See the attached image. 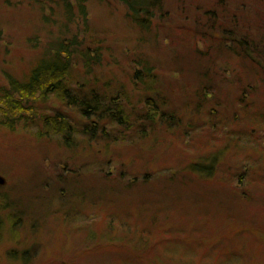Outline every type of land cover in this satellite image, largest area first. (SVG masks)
Returning <instances> with one entry per match:
<instances>
[{
    "label": "rangeland",
    "instance_id": "rangeland-1",
    "mask_svg": "<svg viewBox=\"0 0 264 264\" xmlns=\"http://www.w3.org/2000/svg\"><path fill=\"white\" fill-rule=\"evenodd\" d=\"M166 1L173 12L176 0ZM87 6V23L79 20L73 31L83 33L91 50L101 46L104 62L93 76L78 67L73 77L88 81V90L107 87L117 93L124 87L136 106L146 93L130 82L131 60L142 55L157 64L162 97L169 104L165 112L176 113L178 121L183 118L182 126L158 116L152 131L141 127V132L139 126L147 122L140 120L136 131L121 132L129 136L127 142L106 146L79 136L70 146L57 136L40 135V127L9 131L0 125V264H264V121L258 120L264 116V93L247 98L248 110L238 106L240 92L229 88L234 86L229 77H239L238 64L219 61L217 71L228 79L221 92H208L213 94L210 105L217 99L222 106L214 123L206 124L210 120L205 109L197 112L185 105L186 98L199 104L197 86L203 82L177 73L189 72L190 65L169 61L170 52L173 58L186 52L188 47L172 41L183 33L163 34L156 46L150 34L129 23L123 5L89 0ZM42 7L28 0H0V86L7 85L5 73L28 78L58 37L59 29L52 24L62 23V11L48 25ZM263 17L264 12L261 23ZM176 20L181 19L173 15L167 23ZM227 35L216 36L227 40ZM48 106L53 108L49 114L73 111L54 98ZM144 108L137 106L139 112ZM68 115L86 122L77 113ZM213 154L220 157L215 177L191 183L195 177L190 167ZM120 180L133 186L132 198L126 190L114 189ZM157 197L167 219L160 227V211L157 218L148 209ZM142 203L139 222L136 210ZM129 206L135 212L122 209ZM145 214L156 227L144 221Z\"/></svg>",
    "mask_w": 264,
    "mask_h": 264
},
{
    "label": "trees",
    "instance_id": "trees-1",
    "mask_svg": "<svg viewBox=\"0 0 264 264\" xmlns=\"http://www.w3.org/2000/svg\"><path fill=\"white\" fill-rule=\"evenodd\" d=\"M28 1L43 6V20L48 25L54 21L56 11L61 10L63 13L60 16L62 23L54 22L52 24L54 28L59 29L58 37L49 45L43 57L36 62L28 78L20 79L11 73H5L7 85L0 86V125L2 127L9 131L40 127V135L57 136L66 145L71 144L70 146H72L77 142L79 136H84L89 137L91 141L99 140L98 143L102 142L108 146L111 143L127 142L129 136L127 135L126 138L121 132L136 131L140 120H146L145 122L148 123L145 126H139L141 132H143L141 127L152 131L156 127L158 116L169 118L173 126L175 124L176 127L182 126L180 122H183V118L178 121L176 113L168 112L169 115L165 112L168 111L169 104L162 97L164 94L161 92L163 89L161 88L160 74L156 73L157 64L150 59L144 60L142 55L137 56L139 59L131 60L130 82L134 88L146 93L140 97L136 106L131 103L128 90L124 87H121L117 93L109 91L110 88L107 87L104 90H98L94 86L89 87L88 90V81L80 82L73 77L72 72L78 67L83 69L86 76H93L96 67L102 66L104 62L101 46H98L94 51L91 50L87 47L83 33L79 34L76 29L73 31V27L79 20H82L84 25L87 23L89 14L87 2L89 0ZM114 1L127 9L129 23L143 33L150 34V41L154 42L156 46H159L163 34H172L174 30L183 33L180 37L174 36L172 41L173 43L177 41L178 45L184 44L188 48L185 53H180L175 58H173V52H170L172 58L169 61L183 63L184 66L190 65L189 72L177 71V73L181 76L188 73L200 83L202 81L203 85L205 84V86L202 84L197 86L200 88L198 92L199 104L196 106L195 102H190L186 96L188 101L185 102V105L186 109L193 108L194 110L196 107L195 111L197 112L205 109V114L209 115L210 120L206 124L214 123L217 118L214 114L218 112V106H222V101L219 102L217 99L210 105L209 99L213 98V94L208 92L210 89L221 92L224 85L222 82L228 79L227 75L224 79L222 74L218 73L219 61L222 65H227L226 61H230V64L233 65V60L238 64L236 69L239 71V77L236 79L229 77L231 84H234L229 88L240 92L237 97L238 106L243 105L248 110L247 98L254 97L259 91L264 93V36H258L261 31H264V22L261 23L264 0L263 2L262 0H229L232 1L231 3L227 0H176L177 4H175L173 12L167 9L166 0ZM47 8L49 15H46ZM220 14L223 17L220 18ZM173 15H177L181 20H176L178 22L169 25L167 20ZM224 21L229 25H224ZM253 27L254 29H252ZM256 27L258 28L257 33L255 32ZM218 33L223 35L227 33V40L216 36ZM184 35L188 38L187 40L183 38ZM225 72L233 73V70H225ZM95 82L93 80L94 84ZM217 83L219 84L217 85ZM53 98L62 105V108L65 106L73 111L58 110L54 114H49L53 108H50L48 104L49 100ZM139 103L145 106V110L138 111ZM230 104H227L226 108L232 106ZM212 105L214 107L209 108ZM69 112L77 113L78 117L83 118L86 122L74 121L72 116L68 115ZM142 112L146 115L142 116ZM184 115L186 116V114ZM258 120L264 121V116ZM190 122L193 123V121ZM112 127L111 132L110 128ZM225 135L229 140H233V135L226 133ZM205 157L197 159L198 161L190 167L193 169L191 177H195V179L191 178L193 179L191 183L199 179L206 183V179L211 180L215 177L213 175L219 166L220 157L217 154ZM186 168L189 170V166ZM100 178L103 179L102 176ZM117 184L119 186H115L114 189L126 190V195L132 198L130 194L134 189L132 185L126 184L122 180ZM204 189L206 188L204 187ZM73 196H77L76 192ZM127 198L126 196L120 199ZM158 200L161 201L157 197V200L150 202L148 209L153 210L155 216L156 212L160 211L162 217L156 216L159 220L156 225L160 227L161 221L164 224L167 219ZM122 209L127 214L135 212V210L132 211V206ZM142 209H144L143 203L141 209L136 210L139 222L143 216L140 213ZM148 209L145 213H149ZM145 215L144 221L150 223V217ZM156 225L151 224L154 227ZM148 228L153 229L150 226ZM140 234L142 233L140 232ZM250 248L251 251L248 252L253 253L254 247Z\"/></svg>",
    "mask_w": 264,
    "mask_h": 264
},
{
    "label": "water",
    "instance_id": "water-1",
    "mask_svg": "<svg viewBox=\"0 0 264 264\" xmlns=\"http://www.w3.org/2000/svg\"><path fill=\"white\" fill-rule=\"evenodd\" d=\"M2 184H4V182H3V180H2V179H0V185H2Z\"/></svg>",
    "mask_w": 264,
    "mask_h": 264
}]
</instances>
